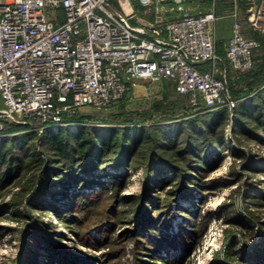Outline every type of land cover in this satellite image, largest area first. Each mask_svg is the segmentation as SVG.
Returning <instances> with one entry per match:
<instances>
[{"label":"rangeland","instance_id":"rangeland-1","mask_svg":"<svg viewBox=\"0 0 264 264\" xmlns=\"http://www.w3.org/2000/svg\"><path fill=\"white\" fill-rule=\"evenodd\" d=\"M213 1L215 11L221 15L215 21V35L224 42L231 33L232 18L227 12L234 2ZM234 1L239 6L243 34L261 43L258 33L246 26L244 1ZM182 4L191 13L210 9V0H182ZM131 5L135 21L152 22L154 3L144 7L134 1ZM171 6L166 0L162 12L166 19L176 16ZM58 16L61 18L60 10ZM261 62L264 44L254 51L244 77L226 69L234 105L238 100L249 101L254 85L249 92L247 88L255 82L254 72H259ZM231 109H227L226 121L219 126L222 147L216 154H211L210 145L204 148L217 159L214 168L190 170L179 180L165 167L147 192L143 164L135 163L137 156L128 166L106 162L85 171L76 170L71 179L55 176L43 181L39 169L45 165L47 155L40 146L42 133H34L29 147L36 151L38 161H32L37 156L33 153V159L23 161L32 165L18 172L17 177L9 173L2 177L0 264H264V142L248 132L233 133ZM206 110L213 109L202 105L193 108L184 95L173 91L170 81L158 80L139 84L131 97L125 95L103 108L83 106L63 114L62 126L47 129L56 134L75 132L79 127H121L129 125L121 120L125 116L137 118L136 127H148L160 120H186L187 125L191 117ZM12 132L1 131L0 136ZM177 145L182 146V139ZM171 152V157L180 159L174 150ZM80 194L89 195V199L81 201ZM149 195L171 199L156 209L158 205L149 201ZM70 209L74 211L70 213ZM68 211L71 218L64 219ZM141 231L143 237H138ZM231 239L249 263L241 262L237 254L226 256Z\"/></svg>","mask_w":264,"mask_h":264},{"label":"built area","instance_id":"built-area-1","mask_svg":"<svg viewBox=\"0 0 264 264\" xmlns=\"http://www.w3.org/2000/svg\"><path fill=\"white\" fill-rule=\"evenodd\" d=\"M134 1L144 7L154 3L152 22L135 21ZM165 1L1 2L0 132L16 125L39 135L62 126L63 114L83 106L103 108L131 97L139 84L158 80L170 81L193 108L230 110L235 100L227 66L245 73L260 41L243 34L234 0L224 42L215 35L221 15L213 0L201 13L170 0L176 16L169 19L162 15ZM243 1L246 26L264 35V0Z\"/></svg>","mask_w":264,"mask_h":264},{"label":"trees","instance_id":"trees-1","mask_svg":"<svg viewBox=\"0 0 264 264\" xmlns=\"http://www.w3.org/2000/svg\"><path fill=\"white\" fill-rule=\"evenodd\" d=\"M258 35L263 48L264 35ZM217 49L218 53L222 55L221 44ZM227 69L232 70L228 66ZM258 69V73L254 72L255 82L247 88L249 92V89L253 88L251 85H254V91L249 101L238 100L231 109L230 118L233 133L248 132L254 138L264 142L261 135L264 134V62L259 64ZM243 74L240 76L244 77ZM226 118L227 109L220 107L215 110L203 111L197 116L191 117L187 125H185L186 120H160L148 127L141 125L136 127L134 124L138 122L137 118L125 116L121 120L129 125L121 127L104 126L91 129L79 127L75 132L61 131L56 134L45 129L39 136V140L40 146L47 156L45 165L39 170L44 175L43 181L55 176L59 180L71 179L76 170L85 171L106 162L128 166L132 162L134 163V156H137L135 163L143 164V184L145 192H147V188L154 184L155 178L165 167H168V170L172 171L179 180L185 178L186 173L190 170L198 172L214 168L217 159L215 160L214 155L211 156V154H216L215 151L223 145L219 126L223 121H226ZM246 121H250L251 124H245ZM10 129L13 130L12 133L4 137L0 136V186L3 185L2 177L4 175L9 173L8 176L17 177L18 172L33 163L23 161H26V158L33 159L31 157L33 153V157L37 155L36 151L29 147V143L33 140V132H14L19 129V126L16 125H12ZM180 138L182 146L177 145ZM208 145L213 150L211 154H207L204 150ZM173 150V153L183 163H179V160L170 156ZM105 153L109 155L104 156ZM38 159L37 155L32 161H38ZM78 196L81 197V201L89 199V195L86 194ZM138 198L139 201L140 198ZM148 198L154 205H158L155 207L156 209H160L171 199V197H167L160 200L151 197V195ZM159 201L161 203H158ZM73 211L70 209V213ZM70 216L68 211L64 219L71 218ZM138 235V237H143V232L141 231ZM139 241L137 243L141 244ZM235 246V240L231 239L227 244L226 256L237 254L241 262L249 263L246 256H242Z\"/></svg>","mask_w":264,"mask_h":264},{"label":"crops","instance_id":"crops-1","mask_svg":"<svg viewBox=\"0 0 264 264\" xmlns=\"http://www.w3.org/2000/svg\"><path fill=\"white\" fill-rule=\"evenodd\" d=\"M4 1H8V0H0V3H1V2H4Z\"/></svg>","mask_w":264,"mask_h":264}]
</instances>
